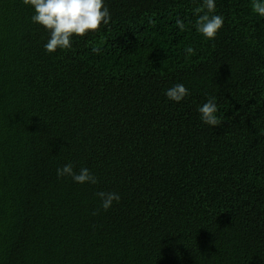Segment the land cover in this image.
Listing matches in <instances>:
<instances>
[{"label":"trees","instance_id":"trees-1","mask_svg":"<svg viewBox=\"0 0 264 264\" xmlns=\"http://www.w3.org/2000/svg\"><path fill=\"white\" fill-rule=\"evenodd\" d=\"M106 4L98 35L48 54L32 9L0 0V264H264V17L216 0L208 42L197 0ZM67 163L97 183L58 178Z\"/></svg>","mask_w":264,"mask_h":264},{"label":"clouds","instance_id":"clouds-1","mask_svg":"<svg viewBox=\"0 0 264 264\" xmlns=\"http://www.w3.org/2000/svg\"><path fill=\"white\" fill-rule=\"evenodd\" d=\"M26 7L33 11L31 22L41 26L48 33V40L44 44V50L48 54L72 49L74 38H84L89 35H98L112 22V15L106 0H22ZM198 6L193 10L197 17L193 27L205 41H215L224 27L225 18L217 14L216 0H197ZM252 13L258 17H264V0H251ZM176 27L180 31H186L184 21L177 20ZM97 53L99 48L93 47ZM197 54L196 49L189 45L184 49L185 58ZM264 72V69H261ZM166 98L179 104L190 96V90L183 84L177 83L165 91ZM198 114L202 124L210 128H218L223 122L219 114V106L215 96H211L205 103L198 106ZM58 178L69 177L80 185L97 183L96 176L88 169L81 168L74 171L73 165L67 163L57 168ZM101 208L108 211L114 202L119 203L120 195L116 192L99 191L95 194Z\"/></svg>","mask_w":264,"mask_h":264}]
</instances>
